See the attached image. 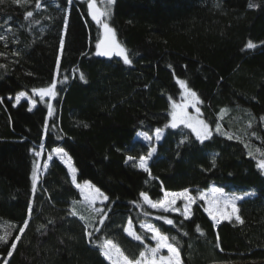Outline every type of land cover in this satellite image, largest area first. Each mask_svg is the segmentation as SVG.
<instances>
[{
  "label": "trees",
  "instance_id": "trees-1",
  "mask_svg": "<svg viewBox=\"0 0 264 264\" xmlns=\"http://www.w3.org/2000/svg\"><path fill=\"white\" fill-rule=\"evenodd\" d=\"M36 3L0 2V235L10 234L0 242V264H110L98 247L105 239L136 258L153 244L142 222L177 237L182 264H264V171L257 166L264 158V0H114L108 22L132 61L127 65L117 55H96L100 29L85 0ZM28 11L33 16L26 19ZM250 40L255 48H246ZM54 76L63 82L49 115L33 90L50 86ZM178 79L201 101L212 132L203 143L183 125L166 127L169 98L180 100ZM21 92L33 106L27 99L15 103ZM158 128L162 138L155 142ZM56 147L71 157L78 182L88 181L108 197L103 224L100 214L79 203L80 191L52 152ZM151 147V176L136 161L126 162ZM186 188L193 195L216 188L243 196L236 201L243 223L232 217L214 226L201 200L188 220L133 203L142 204L141 192L157 200L163 191ZM129 220L144 244L124 231Z\"/></svg>",
  "mask_w": 264,
  "mask_h": 264
},
{
  "label": "snow or ice",
  "instance_id": "snow-or-ice-1",
  "mask_svg": "<svg viewBox=\"0 0 264 264\" xmlns=\"http://www.w3.org/2000/svg\"><path fill=\"white\" fill-rule=\"evenodd\" d=\"M2 2V0H0ZM14 3L20 5L21 3H26L27 0H13ZM71 2V0H69ZM87 4V12L91 17L92 21H94L99 29L101 30L100 38L96 43V55L98 56H112L113 54L120 56L123 59L124 64H131L132 61L129 58L127 50L121 45L116 39V33L114 29L110 26L108 20L112 15V4L114 0H85ZM41 6L40 0H37L36 7L39 8ZM249 7H256V5L250 3ZM33 16L31 11L26 12L25 18L28 19ZM65 26H67V17H65ZM0 39H4V37L0 36ZM256 44L251 40L246 44V48L252 49L255 48ZM64 48V37L60 38V49L61 51ZM18 54V53H16ZM60 68V56H57V74L59 73ZM80 78L83 80L84 76L81 74ZM64 80H67V77H64ZM63 81H59L56 76L53 77L52 83L50 86L41 89H34L33 92L38 94L41 99L44 97H55L56 96V87L58 83H62ZM177 84L181 88V103L175 102L171 97L170 100V108L169 112L170 120L166 127L177 128L179 125H183L185 128L191 130V132L195 135L196 139L201 143L204 140L209 139L212 135V132L209 128V125L203 120L200 119V109L197 107L198 104L201 103L197 94L192 91L187 82L184 80H177ZM25 93L21 92L17 95V101L23 97ZM192 107L195 109L196 116L190 115L187 109ZM49 115H52L53 108L51 103L48 104ZM31 110V109H29ZM224 111V110H222ZM47 127V122L45 124ZM87 127V125H85ZM251 127V125H249ZM216 130L220 131V125L217 123ZM138 135H140L138 133ZM154 138L156 141H159L162 138V130L156 129L154 133ZM231 139L232 137H228ZM142 139L145 141H151L153 139L147 133L142 134ZM184 141L182 140L181 143ZM43 145H41V148ZM57 156L60 157L61 161L65 163V165L69 169V173L72 176V183L79 189L82 200L79 203L86 204L92 212L100 214L99 223L103 224L104 219L107 216L102 209L92 207L95 201L98 198H102L101 202L107 201L108 197L104 195L103 192L100 191L99 188H96L90 182L85 181L83 184H79L76 178V169L71 164V157L68 156V153L64 151L61 147H56L52 150ZM156 152L155 147L149 148L146 155H140L138 160L136 157L128 156L126 158V162L128 161H136V166L142 169L144 172L148 173L151 176L149 161L153 157ZM36 157L41 155L40 151H36L33 153ZM251 156L252 153L250 152ZM264 156V153L261 154ZM49 160L52 159V155L50 154L48 157ZM214 164V161H213ZM258 168L264 170V158L260 159L257 164ZM48 164H44V168H47ZM39 173V164L34 162L33 164V172H32V191L35 193L37 189V180ZM141 203H136L137 207H142V205H147L149 208L156 210L157 212L169 213V212H177L184 217L185 220H188L191 215V207L193 204L197 202V200L204 201L207 207L204 208V211L208 214V216L213 221V225L215 226L220 222L221 219L230 220L233 216L235 219L243 223L240 216L237 215L238 208L236 205L237 200L244 199L243 196H237L233 198L226 197L220 190L213 189L211 193L200 192L198 195H193L189 189H184L179 192H169L163 191V197L157 200H153L147 193L141 192L140 194ZM177 201H183L184 206L183 210L177 206ZM74 204L77 201L73 202ZM230 209V211H228ZM32 204L29 202L28 212L29 216L31 215ZM71 215L76 216L77 212L73 209L70 212ZM145 216L150 215L147 211L143 213ZM81 220L85 218L80 216ZM157 220H162L164 224L175 226V222L173 219H170L166 215H157L155 217ZM28 225V220L24 221V226L19 228V232L21 234L24 233L25 228ZM88 225L85 224V234L91 237V233L87 231ZM140 228L145 233H150V239L155 241V247H149L148 245H144V250L140 251L139 256L136 258H129L119 247L117 243L112 240L105 239L102 244L98 245L101 249V254L104 256L106 260L110 262V264H182L180 257V248L178 246L179 241L176 236H169L161 230V227H158L152 223L142 222L140 224ZM124 231L133 239L139 241L141 244H144V238L137 234L136 231L132 227V221L129 220L128 224L124 227ZM197 232H201L199 226L196 228ZM8 235L4 234L0 235V242L7 243ZM187 235V233H184ZM201 235L203 233L201 232ZM21 239L20 235L15 237V240L11 243V248L8 251V256L12 255V250L16 248V242ZM219 247V244H217ZM167 250V255H162V250Z\"/></svg>",
  "mask_w": 264,
  "mask_h": 264
},
{
  "label": "rangeland",
  "instance_id": "rangeland-1",
  "mask_svg": "<svg viewBox=\"0 0 264 264\" xmlns=\"http://www.w3.org/2000/svg\"><path fill=\"white\" fill-rule=\"evenodd\" d=\"M100 34H101V30H100ZM100 38V35H99V37H98V39ZM98 41V40H97ZM97 43V42H96ZM181 88H180V100L177 102V103H181L182 101H181ZM38 98H40L41 99V97L38 95V94H36V93H34ZM18 95V94H17ZM17 95L15 96V103H17V102H19L20 100H22V99H27V100H29L30 101V103H31V105L33 106L34 105V102L32 101V99L30 98V97H28V95H24L23 97H21L20 98V100L19 101H17V99H16V97H17ZM54 97H44L43 99H41V100H44V101H46L47 102V104H49V103H51V100L53 99ZM52 105V104H51ZM199 105V104H198ZM197 105V107H199ZM187 111L189 112V114L190 115H193V116H196V112H195V109L194 108H192V107H189L188 109H187ZM199 118L200 119H203L202 118V115H201V112H200V116H199ZM140 137L142 138V135H140ZM155 142H157L156 140H155ZM34 162H37L38 164H39V160H35ZM71 164H72V161H71ZM40 165V164H39ZM64 165H65V163H64ZM72 166H73V164H72ZM65 167H66V169H67V173H68V178L70 179V182L72 183V176H71V174L69 173V169H68V167L65 165ZM264 171V170H263ZM78 182V181H77ZM85 182V181H84ZM84 182H78L79 184H83ZM73 184V183H72ZM74 185V184H73ZM93 185V184H92ZM75 186V185H74ZM96 187V186H95ZM77 188V187H76ZM97 188V187H96ZM78 189V188H77ZM213 189H216V188H212V189H210L209 191H205V193H211V191L213 190ZM79 190V189H78ZM218 190H220V189H218ZM221 191V190H220ZM204 192V191H203ZM226 197H228V198H233V197H237L236 195H228V194H226V193H224L223 191H221ZM81 200H82V197H81ZM101 200H102V198H98L96 201H95V203H94V205L92 206V207H96V208H100V209H103L104 208V202L105 201H103V202H101ZM204 202V201H203ZM81 204V206L83 205V207L85 206V207H87L88 208V206L86 205V204H83V203H80ZM204 204H205V202H204ZM181 206V208H182V210H183V206H184V202L183 201H177V206ZM205 207H207V205L205 204ZM90 209V208H89ZM90 211H91V209H90ZM228 211H230V209H228ZM82 216V215H81ZM233 217H235V216H233ZM151 235V234H150ZM149 247H155V241H153V244L151 245V246H149ZM161 254L162 255H167V250L166 249H164V250H162V252H161Z\"/></svg>",
  "mask_w": 264,
  "mask_h": 264
},
{
  "label": "water",
  "instance_id": "water-1",
  "mask_svg": "<svg viewBox=\"0 0 264 264\" xmlns=\"http://www.w3.org/2000/svg\"><path fill=\"white\" fill-rule=\"evenodd\" d=\"M91 18V17H90ZM113 55H115V54H113ZM102 57H107V56H102Z\"/></svg>",
  "mask_w": 264,
  "mask_h": 264
},
{
  "label": "built area",
  "instance_id": "built-area-1",
  "mask_svg": "<svg viewBox=\"0 0 264 264\" xmlns=\"http://www.w3.org/2000/svg\"><path fill=\"white\" fill-rule=\"evenodd\" d=\"M212 221V220H211ZM212 223H213V221H212ZM217 225V224H216Z\"/></svg>",
  "mask_w": 264,
  "mask_h": 264
}]
</instances>
